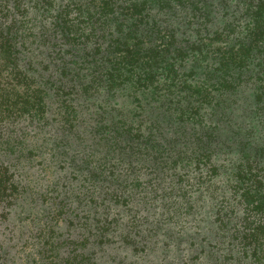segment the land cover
Instances as JSON below:
<instances>
[{"label": "trees", "instance_id": "1", "mask_svg": "<svg viewBox=\"0 0 264 264\" xmlns=\"http://www.w3.org/2000/svg\"><path fill=\"white\" fill-rule=\"evenodd\" d=\"M119 256L264 264V0H0V264Z\"/></svg>", "mask_w": 264, "mask_h": 264}, {"label": "rangeland", "instance_id": "2", "mask_svg": "<svg viewBox=\"0 0 264 264\" xmlns=\"http://www.w3.org/2000/svg\"><path fill=\"white\" fill-rule=\"evenodd\" d=\"M112 253H114V251ZM116 256H118V254H116ZM184 257H186V255ZM120 260H122V258L120 259V256L119 257H114V261L111 262V264H114V263H116V264H124V262H120ZM178 264H182V263L178 262Z\"/></svg>", "mask_w": 264, "mask_h": 264}]
</instances>
